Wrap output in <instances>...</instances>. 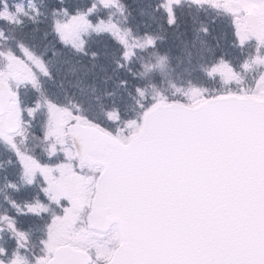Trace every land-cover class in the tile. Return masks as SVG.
Masks as SVG:
<instances>
[{"label": "snow or ice", "instance_id": "obj_1", "mask_svg": "<svg viewBox=\"0 0 264 264\" xmlns=\"http://www.w3.org/2000/svg\"><path fill=\"white\" fill-rule=\"evenodd\" d=\"M148 7L0 0V264H264V0Z\"/></svg>", "mask_w": 264, "mask_h": 264}, {"label": "trees", "instance_id": "obj_2", "mask_svg": "<svg viewBox=\"0 0 264 264\" xmlns=\"http://www.w3.org/2000/svg\"><path fill=\"white\" fill-rule=\"evenodd\" d=\"M35 2L39 5L41 3V0H35ZM49 0H43L44 4H48ZM127 6L132 14L130 18V22L133 25H141L144 24H151V20L147 15H141V10L143 9L145 12H150L151 9L148 7L149 0H126ZM44 11H48V8L42 9ZM191 23V22H190ZM183 31V29H182ZM218 34V33H217ZM38 39H42V33L38 35ZM176 44L179 45V40L176 41ZM65 73L68 74V80H72L74 82L75 78L70 75V66H65ZM98 71V69H97ZM110 74V73H109ZM90 91V90H89Z\"/></svg>", "mask_w": 264, "mask_h": 264}]
</instances>
